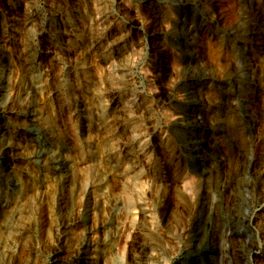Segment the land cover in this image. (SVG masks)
<instances>
[{
	"label": "rangeland",
	"instance_id": "1",
	"mask_svg": "<svg viewBox=\"0 0 264 264\" xmlns=\"http://www.w3.org/2000/svg\"><path fill=\"white\" fill-rule=\"evenodd\" d=\"M94 1L0 0L7 33L0 45L8 65L3 103L16 95L18 84L27 86L21 76L25 39L31 46L27 53L50 73V91L35 96L41 120L28 125L33 139L42 141L32 149L44 148L47 159L35 152L16 157L13 148L9 164L0 166V205L11 200L10 208L17 199L16 225L22 224L18 235L0 226V264H82L85 256L91 257L89 264H133L129 250L142 241L157 259L146 264H264V0ZM25 2L34 6L31 24L22 16ZM88 11L94 19L109 13L107 29L98 31L113 37L95 50L91 39L98 31H91L93 36L82 30ZM236 31L252 49L235 41ZM122 44L133 92L116 81L110 61L100 60ZM187 52L196 57L188 62L189 72L198 75L189 97L194 102L176 86L172 101L143 112L144 102L171 84L163 80V70L184 77L180 71L187 62L180 59ZM207 95L216 103L208 105ZM30 96L21 91L18 99L29 106ZM174 105H193L194 113L186 111L193 113L187 126ZM117 114L128 119L120 136ZM17 119H8L14 133L22 126ZM155 124L166 133H158ZM166 136L163 147L157 137ZM127 137L136 140L128 149L119 146ZM56 154L73 181L58 175L55 169L63 166L50 161ZM131 163L132 170L114 182L111 172H124ZM26 174L36 193L28 200ZM179 174L190 184L189 199L175 193ZM158 175L160 181L154 180ZM83 238L91 244L82 249Z\"/></svg>",
	"mask_w": 264,
	"mask_h": 264
},
{
	"label": "bare ground",
	"instance_id": "2",
	"mask_svg": "<svg viewBox=\"0 0 264 264\" xmlns=\"http://www.w3.org/2000/svg\"><path fill=\"white\" fill-rule=\"evenodd\" d=\"M95 3H102L100 0H95L94 1ZM17 3V2H16ZM29 3V2H28ZM28 3L27 2H25V4H23V11H22V16H23V19H24V22L27 24V23H29V24H31V22H33L32 20H33V12L34 11H32L33 9V7L34 6H32V5H28ZM10 4V3H9ZM15 3H13V5H14ZM104 5V4H103ZM15 7V6H14ZM81 8H82V6H81ZM35 9V8H34ZM83 9V8H82ZM81 11H86V10H81ZM98 11V10H97ZM90 12H91V14H92V11H88L86 14H87V18L86 19H83L84 21L82 22V26H83V32L84 33H88V31L90 30V33H91V31L93 32L94 30H96V31H98V27L99 26H101V28L102 29H104V30H106L107 29V22H109L108 20H109V18H108V16H107V14H109L108 12L106 13V11L104 12V13H100V16H97V17H99L98 19H94L95 18V16L93 17V16H91L90 15ZM100 12V11H99ZM102 14V15H101ZM84 15V14H83ZM154 15H155V17H157V18H160L161 16H160V14H155L154 13ZM250 16V15H249ZM154 17V18H155ZM202 18H204L202 21L204 22V21H206L207 23H210V20H208V18H206V17H202ZM201 17H200V19H202ZM211 18H213V17H211ZM210 19V18H209ZM243 19H248L247 18V16H243ZM22 20V19H21ZM215 21H216V19H215ZM71 24V23H70ZM73 27V26H72ZM208 27V26H207ZM13 29H16V28H13ZM91 29H93V30H91ZM213 29V28H212ZM252 29H254V27H252ZM18 30V29H17ZM226 30V29H225ZM15 31V30H14ZM212 31V30H211ZM219 31V30H218ZM102 33H99V31H98V33H97V36H95V37H91L92 39V41L94 42V44H93V48L92 49H97L98 48V46H100V44H102V40L103 39H107V40H109V37L110 36H112V35H110L109 34V32H105V34H103V31H101ZM5 33H6V31H5V28L3 27V23H2V20L0 19V43L2 42V40H3V38H5L6 36H5ZM212 33H216L215 31H214V29H213V31L210 33L211 35H212ZM233 33V32H232ZM7 34V33H6ZM89 34V33H88ZM87 34V35H88ZM92 34V33H91ZM94 34V33H93ZM92 34V35H93ZM224 34V33H223ZM231 34V33H230ZM23 35H24V33H23ZM30 35V34H29ZM86 35V34H85ZM95 35V34H94ZM93 35V36H94ZM189 35H190V39H193V36H194V33L192 34V32H190L189 33ZM215 36V35H214ZM113 37V36H112ZM25 38V37H24ZM90 38V37H89ZM211 38V37H210ZM234 38H235V41H237L238 43H240L241 45L242 44H244L245 45V47H248V48H251L252 49V44H251V42H248V44L245 42V40H244V38H243V36H242V34H241V31H236V35H234ZM246 38V37H245ZM30 40V39H29ZM28 40V42H30ZM4 41V40H3ZM25 42L26 43H24V42H22V44H23V51H24V58H23V66H22V68L24 69L23 71H25V74H23L24 72H22V75L21 76H24V75H26V77H27V81H28V83H27V86H26V88L23 86L22 87V83H20V84H18L17 86H16V88H15V96L14 97H11V99L9 98V101H8V103L6 104V102L5 103H3L5 100H6V98L4 99V91H7L6 90V87H7V83H6V80L4 79V74H5V71H6V69H7V62H4L3 61V57H2V50H1V45H0V117L3 119V118H5L6 120L4 121H1V119H0V162H1V164L2 165H0V166H2V167H4L5 168V165H8L9 164V162H10V156L12 155L11 153H10V151L11 150H13V148H14V150L16 149V151H18V152H15L16 153V157H17V155H27V153L29 152V153H31V152H35L34 154H35V156H44V159L46 160L47 158H46V156H45V154H46V151L44 150V148H38V146H37V149H35V150H33L32 149V147H33V145H35V142H41L42 143V141H39L38 140V138H36V139H33V137L30 135V133L31 132H29L30 130H29V126L28 125H30V124H33L34 123V121H37V120H41V113H40V109H41V107L36 103V100H35V96L36 95H38V94H40V92L41 91H43V90H45V89H48L49 90V86H47L46 84H47V79L49 78V72H47L46 71V69L45 68H42L41 66H39L37 63H35V55H34V53H33V57L32 56H30V52H28L27 53V51L29 50V47L31 48V46L30 45H28L27 47H26V45L28 44L27 43V41H26V39H25ZM112 43V42H111ZM30 44H31V42H30ZM33 44V43H32ZM31 44V45H32ZM254 44V43H253ZM155 45V44H154ZM255 45V44H254ZM255 47L257 48L258 47V45H255ZM101 48V47H100ZM255 49V48H254ZM261 49V48H260ZM30 51H31V49H30ZM112 51V50H111ZM131 51V50H130ZM90 52H93V51H90ZM27 53V54H26ZM94 53V52H93ZM98 53V52H97ZM96 53V54H97ZM102 53V52H101ZM124 53H126V47H125V44H122V45H120L117 49H116V51H113V52H111L110 54H109V56L106 58V55H105V57L104 58H101L100 60H101V62L102 61H105V62H109V63H111V65L110 66H112V68L113 67H115L114 69H115V72H114V77L116 78V81H122V84L124 85V87L125 88H122V89H124L126 92L128 91H130V92H133V88H131V83H129V79H127V78H129L130 77V74H131V69H130V65L129 64H127L126 63V61H127V58H126V56H124ZM91 54V53H90ZM103 54V53H102ZM102 54H100V55H102ZM29 56V57H28ZM94 57H97V56H94V54H93V58ZM99 57H101V56H99ZM115 58H118V59H120V60H118V61H116L117 59H115ZM96 59V58H95ZM115 59V60H114ZM181 61H185V62H187V63H185L184 64V66H183V68L181 69V75L182 76H184L183 78H179V79H177L176 78V76H177V74L178 73H175V72H173V73H175L174 75L171 73V72H169V71H167L166 69L165 70H163V72L161 73V74H163V80L164 79H166L165 80V82L166 81H168V80H170V81H168V82H170L171 84H168V86H165V88L164 89H161V91L159 92V94H157V95H154V96H152V97H150L149 99H147L145 102H144V110H143V112H147L148 114L150 113V112H148V110H149V108H150V106L151 105H158V104H160V103H164V101H166V102H170V101H172V99H174L173 98V96H172V89L173 88H175L176 86H178V89L180 90V91H183V93H185V95H186V97L190 100V102H194V100L195 99H191V98H189L190 96H192V94H193V84L196 82V80H197V76H194L191 72H189L190 70V65L188 64V62H190V61H192V60H196V57L195 56H193L192 54H190V52H187L186 53V55H182V57H181V59H180ZM129 61V60H128ZM37 62V61H36ZM180 62V61H179ZM108 63V64H109ZM163 65V64H162ZM100 66V65H99ZM101 67V66H100ZM101 69V68H100ZM114 69H112V70H114ZM97 70V69H96ZM203 72L206 70V69H204V68H202L201 69ZM98 72V71H97ZM104 73V72H103ZM109 73V72H108ZM112 73V72H111ZM185 74V75H184ZM204 75L206 74V73H203ZM108 75H110V74H108ZM110 76H112V75H110ZM203 77V76H202ZM24 78V77H23ZM202 79V78H201ZM212 79L213 80H217L215 77H213V76H211V81H212ZM123 82H126V83H123ZM202 82V81H201ZM103 83V82H102ZM109 84V83H108ZM165 84V83H164ZM49 85V84H48ZM110 85V84H109ZM115 85V84H114ZM171 85V86H170ZM101 87V86H100ZM173 87V88H172ZM22 89V90H21ZM104 89V88H103ZM119 89V88H118ZM121 89V88H120ZM22 91V93H25V94H29V96L31 97V100H30V102H29V106H26L25 104H23V103H21L20 102V100L18 99V94H19V92H21ZM50 91V90H49ZM123 91V90H122ZM54 92V91H53ZM126 92H124V93H126ZM176 92H178V91H176ZM121 94V93H120ZM136 94V93H135ZM136 96V95H135ZM204 96V95H203ZM29 97V98H30ZM216 101H217V98H215V97H213L212 95H207L206 97H205V102L208 104V105H211V104H215L216 103ZM198 103V102H197ZM132 104V103H131ZM146 104V105H145ZM188 104V103H187ZM105 105V104H104ZM103 105V106H104ZM126 105H128V104H126ZM160 106V105H159ZM158 106V107H159ZM29 107H30V109H29ZM174 107H176V109H175V112H180V113H182V115H183V117L185 118V120H186V125L185 126H187L188 124H189V122H190V119L192 118L191 117V115H193V105L191 106V108H187V109H185V107L183 108L182 106H180V105H174ZM197 107V106H196ZM216 107V106H215ZM22 108H24L25 109V111H24V113L22 114V115H19V112L22 110ZM127 108V107H126ZM129 108V107H128ZM23 109V110H24ZM152 109V108H151ZM150 109V110H151ZM191 110L193 113H189V114H187V110ZM213 109V108H212ZM118 110V109H117ZM149 110V111H150ZM198 110V109H197ZM163 111V110H162ZM128 112V111H127ZM127 112H125L126 114H129V112H132V110L130 111V108H129V112L127 113ZM174 112V111H173ZM133 113V112H132ZM132 113H130V114H132ZM43 114V113H42ZM45 114V113H44ZM147 114V117H145L146 119H149V115ZM172 114V113H171ZM6 115H8V116H6ZM107 115V114H106ZM173 115V114H172ZM134 116V115H133ZM7 117V118H6ZM128 117H129V115H128ZM17 118H19L20 119V124L23 126H21V128H19V130L18 131H16L15 133H14V127L12 128L11 127V125L9 124V122L10 121H8V119H10L11 121H13L14 122V120H16ZM19 119H17V120H19ZM113 119H114V121H115V123H114V126H117L116 127V135L118 134V136H120V135H122V134H124V132L127 130V125H126V120H127V123H128V119H126V115L125 114H117V115H115V116H113ZM124 119H125V121H124ZM152 119V118H151ZM154 120V119H153ZM181 120H183V119H181ZM195 121H197L196 120V118L194 119ZM33 122V123H32ZM185 122V121H184ZM217 122V121H216ZM149 123V122H148ZM174 123V122H173ZM214 123V122H213ZM101 124V123H100ZM170 124H172V123H170ZM218 124V123H217ZM12 125H14L13 123H12ZM18 125V124H17ZM143 125H144V122H143ZM156 125V124H155ZM154 125V126H155ZM158 125H160V124H158ZM169 125V124H168ZM191 125H193V124H191ZM219 125V124H218ZM15 126V125H14ZM106 126V125H105ZM153 126V129L155 128ZM157 126V125H156ZM166 126L167 125H165V128H166ZM171 125H169V127H170ZM199 126V125H198ZM16 127V126H15ZM111 127V126H110ZM131 127H133L132 125H131ZM10 129V132L8 131L9 129ZM129 128H130V126H129ZM129 128H128V130H129ZM132 130H133V128H131ZM130 129V130H131ZM135 129V128H134ZM107 130H110V129H107ZM131 130V131H132ZM155 130L158 132L159 130L160 131H165L166 129H164V126H163V128L161 129V127L160 126H157L156 128H155ZM130 131V132H131ZM134 131V130H133ZM132 131V132H133ZM136 131V130H135ZM159 131V132H160ZM174 131V130H173ZM158 132V133H159ZM170 132V131H169ZM34 133V132H33ZM127 133V132H126ZM125 133V134H126ZM165 133H166V131H165ZM20 134H21V136H20ZM32 134V133H31ZM139 134H141V133H139ZM164 134V133H163ZM142 135V134H141ZM146 136V135H145ZM159 136V135H158ZM10 137L11 138H14V141H15V143L13 144V142L12 141H10L9 139H10ZM169 137V136H168ZM168 137L166 136V137H164V138H162V137H157V139H158V141H159V143H160V145H162L163 147H166L167 146V144L169 143L168 142ZM116 138V137H115ZM114 138V139H115ZM118 139V138H117ZM141 139V138H140ZM111 141H112V139H110ZM146 140V139H145ZM122 141V140H121ZM136 140H134V138H132V137H130V138H128L127 137V139H124L122 142H120V145L119 146H123V148H126L127 146H128V148H129V146H131V144L132 143H134ZM188 142L191 144V145H195L196 144V139L195 138H193V137H190V138H188ZM40 143V144H41ZM136 144V143H135ZM139 144V143H138ZM111 145V144H110ZM134 145V144H133ZM142 145H146V144H142ZM142 145L141 146H139L140 148L142 147ZM45 146V145H44ZM51 146V145H50ZM112 146V145H111ZM169 146V145H168ZM146 147V146H145ZM144 147V148H145ZM36 148V147H35ZM128 148H126V149H128ZM134 148V147H133ZM32 149V150H31ZM99 149H101V148H99ZM131 149H132V147H131ZM165 149H167V148H165ZM125 150V149H124ZM131 151H133V150H131ZM171 151V150H170ZM48 152V151H47ZM127 152V151H126ZM13 153V152H12ZM14 153V154H15ZM11 154V155H10ZM49 154V153H48ZM132 154H134V153H132ZM10 155V156H9ZM131 155V154H130ZM133 157V156H132ZM134 157H136V156H134ZM60 158V156L58 155V154H56L55 156L54 155H52L51 157H50V161L51 162H53V163H56L57 165H59V166H63V163H62V161H61V159H59ZM172 158V157H171ZM59 159V160H58ZM2 160H5V161H2ZM42 160V159H41ZM133 161V160H132ZM131 162V161H130ZM129 162V163H130ZM134 162V161H133ZM126 164V163H125ZM11 165V164H10ZM132 165H134L133 163H131V164H127L126 165V167H125V171L124 172H119L118 170H113L112 172H111V175L113 176V180H114V182H117V181H120L119 179H122L121 177L122 176H125L126 175V173H127V170L128 169H130L131 167H134V166H132ZM65 166V165H64ZM64 166L62 167V168H56L55 170L57 171V173H58V175H60L62 178H63V180L64 181H69V182H71L70 180L72 179V177H70L71 176V173H70V171L69 170H66V169H64ZM169 166V165H168ZM7 167V166H6ZM7 170V169H6ZM130 170H132V168L130 169ZM129 170V171H130ZM47 171H49V170H47ZM121 171V170H120ZM263 172V171H262ZM26 177L29 179V185L28 186H26V189L24 190L25 191V197H26V199L28 200L29 199V197L30 198H32L31 196H35V187H34V179L31 177V175L30 174H26ZM161 176H156L155 178H154V180L155 179H157L158 181H160L159 180V178H160ZM187 177V176H186ZM139 178V177H138ZM112 179V178H111ZM142 180V179H141ZM145 180V179H144ZM72 181H73V179H72ZM137 181V180H136ZM140 181V180H139ZM175 181V184H174V186L173 187H175L176 188V190H175V193H176V195L179 197V198H182V199H185V198H187V199H189V195H190V184H189V182L188 181H186L185 180V177L182 175L181 176V174H179L178 176H177V180H174ZM27 182V181H26ZM154 182V181H153ZM180 182V184H182V185H180V184H178ZM138 183V182H137ZM157 183V182H156ZM159 183H161V182H159ZM50 184V183H49ZM140 187H141V189H142V187L144 186H142V184H143V181H140ZM156 185V184H155ZM158 186V185H157ZM140 187H139V190H140ZM156 188V187H155ZM16 189V188H15ZM137 190V189H136ZM131 191V190H130ZM22 195V194H21ZM181 199V200H182ZM26 200V201H27ZM8 200H6L5 202H7ZM11 201V200H10ZM9 201V202H10ZM18 200L16 199H14L13 201H12V205L13 206H11L10 208L8 207H6L7 206V204L9 203H5V204H3V205H0V226H1V228L3 229H5V230H7L8 228H12L13 230H14V232H13V235L15 234H17V233H20L21 231H20V227H21V225L19 224V223H17V225H16V219L17 218H20V216H21V213H20V205L18 206V202H17ZM20 201V200H19ZM184 201V200H183ZM186 202V201H185ZM190 202V201H189ZM179 204V203H178ZM210 204V203H209ZM211 204H212V206H211ZM211 204H210V206H211V208H212V211L213 212H216V206H215V204H214V201H212L211 202ZM4 207H6V208H4ZM2 212V213H1ZM141 212V211H140ZM8 217V218H7ZM142 217L144 218L145 216H143L142 215ZM7 219V220H6ZM145 219V218H144ZM13 221V222H10V221ZM14 220H15V223H14ZM18 221V220H17ZM21 221V220H20ZM12 223H14V224H12ZM16 228H18V229H16ZM22 228V227H21ZM3 229V230H4ZM22 230V229H21ZM20 231V232H19ZM6 232V231H5ZM18 235V234H17ZM199 241L201 240V238L200 237H198L197 238ZM87 241H88V244H91V243H89V239L87 240H85L84 238L81 240V242H80V248L82 247V249H83V247H85V245H87ZM93 244V243H92ZM136 246V245H135ZM150 248V246H149V244L147 243V241H142L141 243H139L138 244V246H136L135 248L134 247H131V249L129 250V259H130V261L133 263V264H146L147 263V261H151V260H157L156 259V255L155 256H151L150 254H149V251H148V249ZM90 252V251H89ZM87 258H91V257H83L82 259H83V262H82V264H89L88 262H87ZM109 261V260H108ZM105 262V261H104ZM153 263V262H152ZM94 264H98L96 261H95V263ZM100 264H105V263H100ZM153 264H155V263H153Z\"/></svg>",
	"mask_w": 264,
	"mask_h": 264
}]
</instances>
